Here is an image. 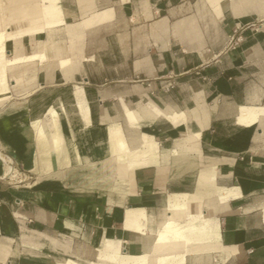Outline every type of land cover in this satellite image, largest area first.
<instances>
[{"label": "crops", "instance_id": "obj_1", "mask_svg": "<svg viewBox=\"0 0 264 264\" xmlns=\"http://www.w3.org/2000/svg\"><path fill=\"white\" fill-rule=\"evenodd\" d=\"M0 1L38 30L5 44L0 264L154 255L171 217L218 230L186 264H264V0Z\"/></svg>", "mask_w": 264, "mask_h": 264}, {"label": "bare ground", "instance_id": "obj_2", "mask_svg": "<svg viewBox=\"0 0 264 264\" xmlns=\"http://www.w3.org/2000/svg\"><path fill=\"white\" fill-rule=\"evenodd\" d=\"M21 1L22 0H19L18 2H21ZM34 3H35V1H34ZM13 4H15V3H13ZM16 7L17 6H15V8ZM12 8H13V6H12ZM6 9L7 8H5V10ZM56 9L57 8L55 6L51 5V7L45 8L43 10L41 8V6H39L37 4L30 3V5H27V6H24V7H19L16 10L11 11L9 14H7V16H8V18L11 21H20L22 19H28V18L29 19H36V18H39L41 16L43 17V14H45L47 16L49 15V17L52 16V15H56ZM8 11H9V9H8ZM50 18L52 19V17H50ZM51 24L52 23H50V25ZM4 25H6V24L4 23ZM44 26H46V25H44ZM5 30L7 31V28ZM5 30H0V96H1L0 97V102L3 101L4 99H5V101L8 98L10 99V97L2 96L4 94L8 93V86H9L8 83L9 82H8V79H7V70L12 65H14L15 63H17V62L20 61V60H15V59L12 60V59L6 58V55H5V44H6V42L8 40H10V39H14L16 37L22 36L23 34L26 35V33H30V32L37 33V31H38V30H26V31H23V32H19L17 34H8ZM42 30L43 29H41V31ZM241 113H243L242 114V117H241V121L254 120V119L257 118V116L259 114L258 111L254 110V109H244L243 112H241ZM55 142H56L55 144H58L59 143V140H56ZM43 144H45V143H43ZM59 145H58V147H59ZM47 147H49V146L47 145ZM151 150H152V148H149V146H148L147 153L150 152ZM47 151L50 152L49 148L47 149ZM46 153H48V152H46ZM13 174H14L13 169L11 167H8V170L6 172V176H12ZM188 197L189 196H187V198ZM194 197L195 196H193V198ZM188 204L190 205L191 203H188ZM189 205H188V207H189ZM188 207H187V210H188ZM172 208H173L172 209L173 211H176V208L178 209V207L176 205H174ZM196 221H198V220H196ZM190 222L192 223L193 221H190ZM196 232L201 233V235H202L201 238L204 239L205 241H207V242H205L202 245L201 251L203 249L206 250L208 248H211V246H216V243L219 241L218 230L215 231L214 229H212L211 227H209L206 224L203 225L201 228H198V227H195V226L181 225L176 220L175 217H171L169 219V221L165 224V226L163 227V229L160 230V234L158 235L159 236L158 239H157L158 240V244L164 248L163 250H161V252L159 251V253H156V254H155V252H153L154 255H141V256L123 255V254L119 253L120 251H118V249L116 248L114 242H112V241H105L103 245H100V246H102L101 247V251L102 252L100 251L101 254H102V258H101V255H100L99 258L103 259L107 264H186V256H187V254L189 252V245L191 243H194L195 240H197V239L193 238V235H195ZM197 237H198V235H197ZM180 242H183V244L185 245V248L183 247L184 249H182V250L177 245H174L175 243L178 244ZM202 242H204V241H202ZM180 246L182 247L183 245L180 244ZM204 252H206V251H204ZM66 264H76V263L70 261V262H68Z\"/></svg>", "mask_w": 264, "mask_h": 264}, {"label": "rangeland", "instance_id": "obj_3", "mask_svg": "<svg viewBox=\"0 0 264 264\" xmlns=\"http://www.w3.org/2000/svg\"><path fill=\"white\" fill-rule=\"evenodd\" d=\"M6 57H7V55H6ZM9 69V68H8ZM8 71V70H7ZM2 104V102H0V105ZM51 162H50V159H49V162H48V164H50Z\"/></svg>", "mask_w": 264, "mask_h": 264}]
</instances>
